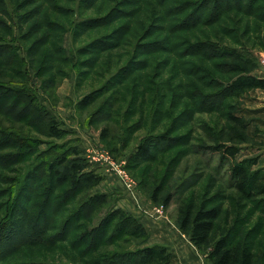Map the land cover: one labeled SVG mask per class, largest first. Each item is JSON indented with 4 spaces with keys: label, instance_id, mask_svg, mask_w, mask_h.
Listing matches in <instances>:
<instances>
[{
    "label": "rangeland",
    "instance_id": "obj_1",
    "mask_svg": "<svg viewBox=\"0 0 264 264\" xmlns=\"http://www.w3.org/2000/svg\"><path fill=\"white\" fill-rule=\"evenodd\" d=\"M250 2L239 0L240 7L226 9L223 12L222 7L214 8L212 7L214 4L208 3V0H0V22H9L12 25L15 42L20 51L22 47L27 48L33 42L23 40L22 32L34 22H64L65 29L68 30L62 35L63 55L67 59L65 58L66 62L59 64L63 71L58 75L59 81L56 86L48 88L43 84L44 78L52 75L49 69L44 70L40 77H36L34 72L28 76L31 78L29 90L36 96V103L41 110L48 112L51 118H55L65 127L67 133L59 138H50L38 131L36 123L16 121L10 124L6 120H0V129L13 131L32 140L37 146L35 156L42 162H51L60 154L73 158L74 147L79 148L89 164L86 170L93 169L104 176L102 182L92 192L111 194L100 206L102 208L96 212L92 211L88 218L71 220L70 229L66 234L73 233L81 237L76 249H71L66 241L58 245L66 249L65 252L60 251L58 246L55 247V242L43 247L30 248V251L37 249L36 253L33 256L26 254L22 256V260H27L24 264H89L92 258L106 257V261L109 258L124 261L118 256L116 258L115 254L137 250L153 243L166 244L181 264H188L185 262V253H188L190 248L196 250L198 256L200 258L202 256L207 262L204 254L193 245L189 235L182 232L176 222L180 198L192 194L198 199L205 197L212 203L223 204V212L213 235H219L233 227L239 232V237L249 238L256 253L255 264L264 261L262 210L255 200L243 198L235 192L227 164L220 160L218 153L205 147L212 142V132H223L219 134L222 137L227 136L229 127L226 112L223 110L222 114L219 111L218 101L215 105L206 106L204 108L206 111L196 109L197 105H193L194 110L187 106L189 101L185 96L192 93L190 90L192 79L184 73L179 74L175 69L182 59L192 60L195 65L202 61L206 64L214 63L216 69L213 70L216 74L217 70L224 69L225 62L230 60L223 57L220 52L237 49L253 57L257 64L253 73L264 77V66L261 63V58L264 57V23H259L262 21L258 19L264 15V0L254 1L253 6H258V10L253 11V14ZM258 12H261L260 15H257ZM96 22L108 23L103 27L88 28ZM83 23L86 24L85 27ZM256 25H260L261 28L257 29ZM219 28L223 30L218 34L222 40L212 39L213 42L219 41L222 44L216 45L220 50L215 58L206 61L200 56L188 57L183 54L184 49V52L190 48L201 49L204 34L213 29L220 30ZM116 30H121L122 36L125 35L124 38L128 40L124 46L111 51L113 53L105 51L99 56L93 51L91 53L86 51L92 41L113 35ZM37 36L39 35H35ZM229 36L235 40H230ZM154 40H161V43L152 51L142 54L141 59L145 62L139 66L146 65L141 71L136 70L129 79L116 76L127 66L129 68L132 66L133 62L128 60L135 47ZM167 40L169 41L163 42ZM172 43L174 45L176 43L175 49L178 51L167 49ZM46 48L47 46L43 47V52ZM144 51L146 52L145 48ZM38 60L42 61L39 57ZM45 61L46 66L50 67V58L47 57ZM186 63L181 65L182 71L185 68L196 71V66L190 68ZM86 70L87 73L84 72ZM217 74L223 78L222 73ZM140 79L142 88L138 89V93L131 94L125 90L126 85L130 87L133 82L137 84ZM227 82L223 83L227 85ZM202 88L207 93L217 90L211 83ZM262 92L264 89L254 88L246 91L242 97H227L223 103L227 105L232 103L233 108L228 109H233L250 119V109L247 107L257 100ZM88 93L94 94L96 99L90 105L84 106L81 100ZM106 100L114 106L112 110L114 113L109 116L100 114ZM45 111L42 112L44 116ZM41 122L43 120L38 123ZM134 123L136 124L131 127L130 125ZM163 132H171L175 138L174 145L164 151H158L151 161L133 165V154L139 143ZM102 154L110 155L128 172L135 182V192L125 187L120 175L110 162L103 159ZM16 165L17 163H14L11 166L15 169ZM43 172L45 173L43 179H35V186L38 183L44 184L42 183L44 180L52 179L47 169ZM23 174L20 177L16 170L12 171V175L17 176V181L13 184L0 181V194H5L0 197L2 210L6 209L4 202L10 197L12 200H24V195L20 197L19 193L21 181L25 180ZM163 182L166 187L162 190V196L168 191L174 194L167 208L162 205L161 200L154 203L149 197L155 186ZM9 190L10 193L6 194ZM60 191L63 190L58 189V192ZM77 193L74 201L67 206L68 210L79 209L78 198L85 195L82 191ZM128 193H131L136 201L135 209L139 214L136 216L145 223L149 232L148 241L144 242L147 237L139 232L113 233V227H110L107 235L100 234L101 230H98L99 233L87 238L86 236L90 235V227L99 225L102 218L116 206L123 209L125 206V210L131 212L124 203ZM66 210L60 213L63 218L68 217ZM45 222L46 220L42 224ZM160 228L165 229L167 235L160 234L158 232ZM90 241L93 242L91 245ZM74 251L81 254L71 260L66 253Z\"/></svg>",
    "mask_w": 264,
    "mask_h": 264
},
{
    "label": "trees",
    "instance_id": "obj_2",
    "mask_svg": "<svg viewBox=\"0 0 264 264\" xmlns=\"http://www.w3.org/2000/svg\"><path fill=\"white\" fill-rule=\"evenodd\" d=\"M238 1L208 0V3H213L212 7L214 8L215 6L216 8L222 7L220 9L224 12L226 9L240 7ZM250 1L251 14H253V11L258 10V6H253L254 1L257 0ZM260 13L258 12L257 15H260ZM258 19L262 21L259 23H264V15ZM105 23L108 22H96L88 28L103 27ZM82 25L85 27L86 24L83 23ZM256 27L257 29L261 28L260 25H256ZM65 28L64 22H34L26 31L22 32L23 40L27 42L33 41L27 48L22 47L21 51H24V53L22 52L24 55H22L20 48L15 42L12 25L9 22H0L1 121H9L10 124L12 122L16 123V121L36 123L38 131L50 138H59L67 133L65 127L61 126L55 118H51L48 112L41 110L36 103V96L29 90V80L31 78H28L30 73L32 75V72H34L36 77H40L44 70L49 69L52 71V75L44 78L43 84H46L48 88L56 86L59 81L58 75L63 71L59 64L66 62L67 59L63 55L62 42V35L68 31ZM219 29L216 31L214 29L209 30L208 33L204 34L201 49L190 48L186 52H184V49L183 54L188 57L200 56L206 61L215 58L216 53L220 50L217 44H222L219 41L218 43L213 42L212 39H220L218 34L222 33L223 30L222 28ZM120 32L121 30H116L113 35L92 41L86 51L88 53L93 51L97 56L104 54L105 51L113 53L111 51L119 49L128 43V40L124 38L125 35L122 36ZM35 35H39L37 36L38 38ZM229 38L232 41L235 40L231 36ZM169 40L163 42H168ZM147 42L135 47L128 60L133 62L132 66L129 65L131 66L130 68L127 66L123 72H118L117 77H123L121 79L127 77L129 79L136 70L141 71L146 65L139 66L145 62L144 59H141L142 54L152 51L158 43H161V40ZM44 46H47V48L43 52ZM149 46L151 47L146 48ZM175 46L176 43L175 45L172 43L167 49H172L174 52L178 51ZM49 50L50 52L48 53ZM237 51L235 49L233 51L220 52L223 57L230 58V60L226 61L225 68L218 69L216 74L213 70L216 69L214 63L206 64L202 61L197 62V65H195L192 60L182 59L175 69L179 74L184 73L192 79V84L190 83L192 93L185 96L187 101H189L187 106L192 107L193 110L199 108L206 111L204 109L206 106L215 105L218 101L217 108L219 111L224 110L226 112L227 126L229 127L227 136L222 137L219 134L223 132H212V142L205 147L218 153L220 160L227 164L235 192L243 198L255 200L264 214V166L258 165V156L245 154L244 150V146L247 143L254 141V136L250 131L251 119L233 111V109H228V107L233 108L232 103L228 105L223 103L227 97H242L248 90L254 88L264 89V77H259L253 73L257 64L251 55ZM38 57L42 61L38 60ZM47 57L50 58V67L45 64ZM35 62L38 63L36 64ZM184 63L190 68L191 66H196V71L183 68V71H186L183 72L181 65ZM42 67L45 68L42 69ZM84 72L87 73V70ZM217 73H222L223 78L219 77ZM203 77L208 79H203ZM223 80L228 81L227 85L223 83ZM140 81L141 79L137 84L133 82L130 87L126 85L125 90L131 94L138 93V89L142 88ZM209 83L212 86H216L217 90L212 93L204 92L202 87L208 86ZM95 99L94 94L88 93L82 98L81 103L87 106L93 103ZM110 103L108 100L104 102L103 109L100 111L101 115L109 116L114 113L112 111L114 106ZM193 105L197 106L194 108ZM44 111L47 117L42 113ZM41 120L43 122L38 123ZM135 124L130 126L132 127ZM1 136H4V138H1ZM5 136L7 137L5 138ZM174 140L175 138L171 132H163L152 139L143 140L133 154V165L153 160L158 151H164L172 147ZM36 151L37 146L32 140L13 131L0 129V175L3 174L0 176V181L13 184L17 181V176L12 175V171L16 170V174L20 177L25 172L23 174L25 180L21 181L22 186L19 190L20 197L24 195V200H12L10 197L8 201L4 202L6 209L3 210L0 204V264H24L27 260H22V256L25 254L26 256H33L36 253L37 249L30 251V248L43 247L48 243L53 244L55 242L54 245L56 247L60 242L66 241L70 244L71 249H76L78 240L81 237L73 233L66 234L68 229H70L71 220L81 219V217L83 219L88 218L91 216L92 211L96 212L99 208H102L100 206L111 195L108 194L109 192H92L102 182L104 176L93 169L86 170L89 164L79 148L74 147L73 158L60 154L55 156L51 162L39 161V157L36 158L35 156ZM14 163H17L15 169L11 166ZM46 169L52 179L44 180L42 182L44 184L38 183L35 186V179L42 180L45 175L43 171ZM27 179H30L29 181H32V183ZM165 187V182L158 184L151 191L149 197L152 198L154 203L161 200L162 205L167 208L174 194L168 191L162 196V190ZM58 189L63 191L58 192ZM80 191L83 192L85 197L79 196V209L77 211L76 209L68 210L67 206L74 201L78 194L77 192ZM9 193L10 190L6 194ZM2 195L5 194H0V197ZM65 209H67L66 212L68 213L67 218H63L60 215ZM222 212L223 204L221 202L212 203L210 199L208 200L205 197L198 199L197 196L192 194L180 198L177 205L176 222L182 232L189 235L191 242L204 254L208 264H255L256 253L248 240L249 238L239 237V232L234 230L233 227L224 233L213 235ZM45 220L46 222L42 224ZM110 227H113V233L122 231L123 233L134 234L139 232L147 237L144 242L149 239V232L144 223L132 212L117 206L113 208L112 212L102 218L99 225L91 226L90 235L86 237H93L100 230V234L107 235L110 232ZM50 231L52 232L50 233ZM66 236L67 238H61ZM92 243L90 241V245ZM209 245L211 246L209 247ZM58 249L64 252L66 250L59 246ZM75 251L66 253V255L73 260L77 255L81 254V252ZM73 253L74 256H72ZM115 255L116 258L118 256L123 258L124 261L110 258L106 261L107 257L104 259L92 258L89 260V264H181L178 262L177 256L162 243L146 244L137 250ZM261 264H264V261Z\"/></svg>",
    "mask_w": 264,
    "mask_h": 264
},
{
    "label": "crops",
    "instance_id": "obj_3",
    "mask_svg": "<svg viewBox=\"0 0 264 264\" xmlns=\"http://www.w3.org/2000/svg\"><path fill=\"white\" fill-rule=\"evenodd\" d=\"M262 93H263L262 95L257 97V100L253 101L250 104V106L248 105L249 107H247L248 109H250L249 110V114L251 115L250 130H251V134L254 136V141L247 143L244 146L245 154L258 156V165H260V166H264V92H262ZM112 185H117V184H112ZM120 185L122 186L123 184H120ZM131 195H132L131 193L126 194V198L124 199V203L127 205L128 209L133 214L139 216V214L137 213V210L135 209V208H137L136 207V201H135V199H133V196H131ZM135 195L137 197V194H135ZM123 207L126 209L125 206H123ZM147 221H150V220H147ZM141 222H143V221H141ZM144 225H145V223H144ZM158 232L160 234L164 233L167 235V233L165 232V229H163V228H160V231H158ZM162 244H164V243H162ZM164 245H166V244H164ZM185 257H184L186 260L185 262H187L188 264H208V262H206L202 259V256H201V258L198 256L196 250L191 249V248L188 250V253H185Z\"/></svg>",
    "mask_w": 264,
    "mask_h": 264
},
{
    "label": "built area",
    "instance_id": "obj_4",
    "mask_svg": "<svg viewBox=\"0 0 264 264\" xmlns=\"http://www.w3.org/2000/svg\"><path fill=\"white\" fill-rule=\"evenodd\" d=\"M261 63L264 66V57L261 58ZM91 156V154L89 155ZM102 157L105 161L110 162V165L115 169V171L120 175L125 187L129 191L135 192V182L131 178V176L128 174V172L121 166H119L115 160H113L110 155L108 154H102Z\"/></svg>",
    "mask_w": 264,
    "mask_h": 264
}]
</instances>
